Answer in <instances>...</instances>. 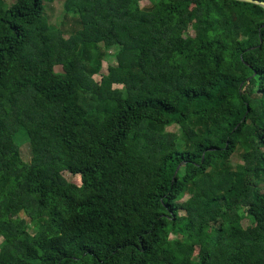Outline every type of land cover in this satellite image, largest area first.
<instances>
[{"label": "trees", "instance_id": "16d2710c", "mask_svg": "<svg viewBox=\"0 0 264 264\" xmlns=\"http://www.w3.org/2000/svg\"><path fill=\"white\" fill-rule=\"evenodd\" d=\"M54 1L0 0V264H264V8Z\"/></svg>", "mask_w": 264, "mask_h": 264}, {"label": "rangeland", "instance_id": "374dc122", "mask_svg": "<svg viewBox=\"0 0 264 264\" xmlns=\"http://www.w3.org/2000/svg\"><path fill=\"white\" fill-rule=\"evenodd\" d=\"M8 1L11 2L13 0H8ZM152 1L153 0H142L140 2V5L142 7H150L152 5ZM155 1H157V0H155ZM45 13H46L49 21H51V23L53 25L60 26L61 23H62V20H63V16H64V2H63V0H56V1L52 2V3H48L47 6H46V9H45ZM117 51H118V46H113V47L108 49V55L112 56ZM107 65H108V61H105L103 63L102 72H106ZM56 70L57 71L62 70L61 66H57ZM95 78L99 79L100 75L97 74L95 76ZM119 87H121V86H119ZM167 130L175 131L177 133H180V129L177 126H170V127L167 128ZM17 139L22 142V144H21L22 148L21 149H22L23 155L25 157L29 156L28 140H27V137H26L25 133L24 132H20V134L18 135ZM232 158L235 161H241V157H240L239 153L234 154ZM64 176H66L68 178L71 177V175L68 172H65ZM184 201H185V198L181 199V202H184ZM243 224L245 226L250 224L249 219L248 218L244 219Z\"/></svg>", "mask_w": 264, "mask_h": 264}, {"label": "water", "instance_id": "95a60500", "mask_svg": "<svg viewBox=\"0 0 264 264\" xmlns=\"http://www.w3.org/2000/svg\"><path fill=\"white\" fill-rule=\"evenodd\" d=\"M238 1H245V2H251V3L259 4L260 6H262L264 8V1L263 0H238Z\"/></svg>", "mask_w": 264, "mask_h": 264}]
</instances>
